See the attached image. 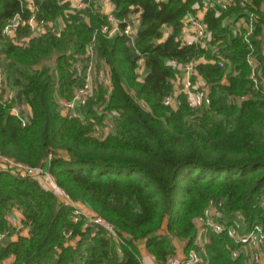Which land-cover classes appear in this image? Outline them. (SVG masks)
<instances>
[{
  "label": "trees",
  "instance_id": "obj_1",
  "mask_svg": "<svg viewBox=\"0 0 264 264\" xmlns=\"http://www.w3.org/2000/svg\"><path fill=\"white\" fill-rule=\"evenodd\" d=\"M96 1L76 9L71 0H0V69L17 89L12 103L0 96V154L47 166L72 199L114 224L123 239L121 253L118 243L84 217L73 221L58 194L0 169V232L8 229L5 216L13 207L30 226L29 235L0 243V261L13 255L11 264H140L137 243L162 261L175 254L171 241L177 239L186 242L185 252L196 248L203 264H248L246 253L232 255L240 246L225 232L210 230L203 248L192 244L195 219L211 198L224 200L226 216L240 211L244 227L264 225V92L251 88L249 48L233 30L247 18L239 0L225 9L204 8L199 0H111L121 26L137 15L133 43L99 31L106 19ZM263 2L251 0L248 8L260 13L252 43L264 73ZM33 6L37 18L63 19L60 34L32 36L25 22L13 38L4 37L8 19L16 13L26 19ZM197 10H204L211 34L206 47L180 39L184 18ZM95 31L97 56L110 70L109 100L104 103L99 85L81 108L83 118H69L58 100L72 97L78 84L72 62ZM202 55L206 60L195 65L191 78H202L210 105L193 107L181 93L177 109L165 106L163 97L179 73L169 61L183 64ZM219 59L229 64L222 68ZM246 92L251 96L245 100H229ZM14 102L31 109L25 125L11 113ZM102 103L115 116L110 132L98 137L96 125L105 115L94 105Z\"/></svg>",
  "mask_w": 264,
  "mask_h": 264
},
{
  "label": "built area",
  "instance_id": "obj_2",
  "mask_svg": "<svg viewBox=\"0 0 264 264\" xmlns=\"http://www.w3.org/2000/svg\"><path fill=\"white\" fill-rule=\"evenodd\" d=\"M202 2L204 8H211L215 5H220L223 9L230 6L233 0H199ZM239 4L242 7L246 19H241L233 27L234 32L242 34L243 41L247 44L249 52L247 54V63L250 67L249 79L251 81V88L255 91L264 92V73L261 63L256 58L254 46L252 43V36L254 34L255 23L260 18V13L253 9H249L251 6V0H239ZM87 5L86 0H78L73 8H84ZM95 9L100 12L106 19L99 31L107 37H113L117 34L126 36L132 43L136 36L138 29L137 15L131 17L124 26H121L123 20L114 14L115 4L111 0H97L95 2ZM32 12L24 19L20 13L14 14L10 17L5 24L2 34L4 37H14L16 28L26 22L31 35L38 36L47 32L53 35H59L64 29V21L59 17L56 21H47L42 18H37L34 11L35 7L31 8ZM185 27L191 29V39L184 40L182 35L185 31ZM167 34V29L164 30V35ZM180 39L184 44L199 43L202 47H206L208 41L211 39V34L208 31L206 24L202 19L195 15H187L184 18L182 33ZM22 40H27L23 38ZM97 41L96 31L93 33L91 40L87 43L85 50L82 54L75 56L76 60L73 61V76L77 79L78 84L74 87L73 95L70 99H59V111L62 114L70 117L83 118L81 108L84 107L89 99L94 98L95 91L99 85H102L105 89L104 103L109 100L111 93V79L110 70L108 65L100 60L97 56ZM214 50V49H213ZM204 55L200 56L196 60H192L183 64H177L176 61H169L170 64L176 66L179 69V73L174 79V82L178 83L179 87L173 89L171 93L163 97L162 103L172 109H177L181 104L180 94L187 95V100L191 106L194 107H208L210 105V96L208 87L202 80V84L198 85L192 81V76L195 75V65L198 62L205 61ZM138 65H142V59L138 60ZM229 64L227 59H219L218 65L222 68ZM136 72L140 74L142 78V67L137 68ZM17 89L10 85L6 79L5 74L0 69V96L6 103H12L16 99ZM251 96V92H246L238 96H230L229 100H235L237 102L247 99ZM104 103L101 105H94V107L107 117L111 118L113 123V117L115 112L104 110ZM25 106H29L26 103L14 102L11 106V113L19 118L22 125H25L30 117L31 111L28 114L25 110ZM113 125H110L112 128ZM48 161V159H47ZM0 169L8 170L11 174L19 178H29L31 180L42 183L49 181L57 189L62 205L70 207L72 210V220L77 221L79 218L84 217L87 224L93 225L95 228L104 231L107 237L118 243L117 253H121L119 243L123 242V239L116 231V228L112 222L102 217L99 214H87L83 211V204L70 197V195L62 188H60L54 177L48 172L47 166H31L7 156L0 154ZM8 223V229L0 232V243H4L9 240H13L18 235H23L22 231H26L29 235L30 226L29 223L24 221L21 209L13 207L5 216ZM244 217L240 211L232 213L230 216L225 215L224 200L223 199H209L203 213L195 219L196 234L193 238L192 244L195 247L203 248L207 242L208 232H225L226 235L237 243L240 248L232 251V255L235 257L240 252L248 255V264H264V225L255 223L251 226L244 227ZM25 235V236H27ZM65 237L71 235V231H64ZM155 260L154 264H203L204 259L196 248H191L182 256L170 254L162 261ZM9 258L13 262V255ZM140 264H144L142 258L139 257ZM12 262L8 263L11 264ZM0 264H6V259L0 261Z\"/></svg>",
  "mask_w": 264,
  "mask_h": 264
},
{
  "label": "crops",
  "instance_id": "obj_3",
  "mask_svg": "<svg viewBox=\"0 0 264 264\" xmlns=\"http://www.w3.org/2000/svg\"><path fill=\"white\" fill-rule=\"evenodd\" d=\"M77 2H78V0H71V6L76 5ZM260 11L264 14V2L262 3V5H261V7H260ZM203 14H204V10H197V12H196L195 15H196L198 18L202 19V18H203ZM185 31H186V32L183 33L182 38H183L184 40L191 39V38H192V35H191V33H190L191 29L185 27ZM259 37L261 38V42H262V52L264 53V27H262V36H259ZM195 74H196V73H195ZM196 76H197L196 78H197L198 80H202V78H201L200 76H198V75H196ZM200 83L202 84V81H200ZM176 87H179L177 82H175L174 85H173V88H176ZM25 110H26V112H27L28 114H29L30 111H31V109H30L29 106H25ZM97 136H98V137H104L105 135H98V134H97ZM40 184H41L45 189H47V190H51V191H53L55 194H57V189H54L55 187L51 184V182H49V181H44V182H42V183H40ZM82 209H83V211H84L85 213H87V214H93V213H92V210L89 209L88 207H86L85 205L82 206ZM22 232H23L22 234H23L24 236L27 235V232H26V231L23 230ZM16 238H17V237H15L14 239H16ZM171 242H172V244H173L174 247H175V255H177V256H182V255H184V253H185V252H184V246H185V243H186V242L178 241L177 239H172ZM179 244H182V246H181V245L179 246ZM136 246H137L138 251H139V257L142 258L143 263H144V264H154L155 260L153 259L152 254L149 253V252L147 251V249H146V247H145V244H144L143 242H140V243H137ZM10 262H12L11 259H10L9 257L6 258V264H8V263H10Z\"/></svg>",
  "mask_w": 264,
  "mask_h": 264
},
{
  "label": "rangeland",
  "instance_id": "obj_4",
  "mask_svg": "<svg viewBox=\"0 0 264 264\" xmlns=\"http://www.w3.org/2000/svg\"><path fill=\"white\" fill-rule=\"evenodd\" d=\"M197 77V76H196ZM196 80H197V84L198 85H200L201 83H200V81H202V80H198L197 78H196ZM194 83H195V78H194V81H193ZM174 80H173V85H174ZM201 86V85H200ZM194 107V106H193ZM114 124V121H113V123H112V121H111V118H109V117H107V119L105 120V118H104V120L101 122V124H98V125H96L97 127H96V130H95V134L97 135H107L109 132H110V130L112 129V128H110V125L112 126ZM179 241V240H178ZM183 242V241H182ZM182 246V244H179V246ZM185 246H186V243H185ZM185 246H184V248H185ZM185 252V251H184Z\"/></svg>",
  "mask_w": 264,
  "mask_h": 264
}]
</instances>
